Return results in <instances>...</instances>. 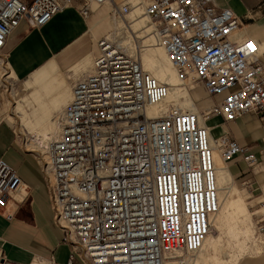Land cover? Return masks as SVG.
I'll return each instance as SVG.
<instances>
[{"label":"built area","instance_id":"obj_1","mask_svg":"<svg viewBox=\"0 0 264 264\" xmlns=\"http://www.w3.org/2000/svg\"><path fill=\"white\" fill-rule=\"evenodd\" d=\"M104 4L122 23L142 13L180 82L222 97L196 111L151 116L148 107L161 103L169 85L144 70L135 44L129 51L112 30L96 39L97 55L73 81L59 134L41 160L54 223L70 246L66 264H191L220 206L213 149L224 161L256 163L227 133L210 144L206 123L264 115L260 44L239 36V16L214 0H0L1 76L9 73L7 41L21 21L39 28L71 5L86 19ZM21 184L0 157V212L7 219ZM0 264L22 263L0 253Z\"/></svg>","mask_w":264,"mask_h":264},{"label":"crops","instance_id":"obj_2","mask_svg":"<svg viewBox=\"0 0 264 264\" xmlns=\"http://www.w3.org/2000/svg\"><path fill=\"white\" fill-rule=\"evenodd\" d=\"M214 3L217 7H229L239 16L243 30L238 35L256 39L262 51L260 59L264 63V0H214ZM89 17H81L77 8L71 5L39 28L21 21L7 41L8 77L14 80L27 77L25 82L31 83L36 73L42 77L44 64L51 59L55 60L50 61L49 66L59 63L71 71L67 78L78 70L89 71L93 56L98 52L96 38L111 28L109 7L102 5ZM56 81L58 89L60 86L69 88L62 78ZM58 95L59 90L51 97L54 108H57ZM193 96L200 99L197 92H193ZM221 97L222 94L215 95L200 107L205 108ZM194 105L198 109L197 104ZM207 123L211 138L227 133L238 144L248 147L255 156L256 163L252 167L239 158L228 163L225 161V167L230 180L231 177L234 179L235 185L232 186L237 189L247 209L251 203V206L262 207L254 211L249 209V213L263 212L264 115L250 111L231 122L212 117ZM0 157L22 179L20 191L9 201L6 209L12 213L11 218L7 219L5 213L0 212V253L6 259L22 264H66L70 246L62 241L63 232L54 223L42 161L33 152L19 146L14 125L4 119L0 120ZM242 241L244 251L246 239ZM227 261L226 258L218 259L215 264H264V250L254 255H242L232 263Z\"/></svg>","mask_w":264,"mask_h":264},{"label":"rangeland","instance_id":"obj_3","mask_svg":"<svg viewBox=\"0 0 264 264\" xmlns=\"http://www.w3.org/2000/svg\"><path fill=\"white\" fill-rule=\"evenodd\" d=\"M142 19L143 24L140 23V26H135L136 23L138 21L140 22ZM149 26L150 23L147 22L145 18H136L132 24L133 29H135V37L132 38V43L135 44L136 47H139L145 70L153 75L151 69L147 68L144 59V56L148 54V52L145 51V45H149L146 44V42L151 33L147 35V32H149L150 29L147 28V30L149 29L148 31H144L143 29ZM127 32L130 34L129 31ZM104 34H101L100 36ZM155 59L160 64H165L167 62L166 60L162 61L158 56H155ZM52 60L55 59L49 60L48 63ZM48 63L44 64V70L41 71L42 77L39 76L40 73L33 75L32 81L38 79L33 83L32 81L31 83L28 81L26 83L25 79L27 77L19 80L15 78L14 80L11 76L8 77V71L3 76L0 74V120L4 119L11 122L15 127L17 143L19 146L33 152L40 160L48 159V145L51 141L56 139L55 136L59 131L58 116L61 114L65 104L70 100L71 95H69V92L73 81L83 75L82 72L78 70L74 75L67 78V75L70 74L71 71L62 67L59 63H56L53 67L49 66ZM59 77L65 81L69 88L62 86H60L59 89L57 88L55 83H57L56 80ZM160 81L166 82L167 79H161ZM179 86L180 89L179 92L176 93V100L163 101L162 106L173 104L174 106L172 109L178 107L181 110V108L187 103V96L190 100L192 99L194 101L191 100L193 103L197 104L198 109L205 101H210V98L199 83L180 82ZM170 88H172L171 85ZM58 90L57 108H54L51 106V97L54 93H57ZM172 91L174 92L175 90ZM193 92L199 93L200 99L194 98ZM162 106L158 108L159 115L163 113L160 110ZM45 134H50L51 138L45 139ZM229 161L231 160H227L226 162L228 163ZM217 163L218 165H220V163L225 165V163L220 160ZM233 182L234 179L231 177V180L227 185L232 187V185H235ZM232 190L234 198H237L238 202H240L241 197L237 189L233 187ZM219 194L220 209L218 213L213 216L211 224V235H218V238L215 240V246L208 248L204 247L200 250V253L198 252L199 255L196 252L192 256L191 264H215L218 259L223 260L225 258L228 259V263H232L242 255H254L264 250V231L258 229L263 222L260 221L259 218L261 216L264 217V211L262 212V210H260L252 215L249 213V209L254 211L255 209H260L262 207L260 205L251 206V203L249 209H247L244 204L245 206L243 205L241 209L231 211V209H226L225 207L224 190L220 189ZM217 226H219V228H217ZM243 239H246V249L244 251V246L241 243L243 242ZM196 256L197 258H195ZM170 260L172 261V264H178L175 259Z\"/></svg>","mask_w":264,"mask_h":264},{"label":"bare ground","instance_id":"obj_4","mask_svg":"<svg viewBox=\"0 0 264 264\" xmlns=\"http://www.w3.org/2000/svg\"><path fill=\"white\" fill-rule=\"evenodd\" d=\"M104 5H107L109 7V19H110V22H111V29L110 30L114 31V33H116L119 36V40L122 41V43L125 44L128 49L130 48L129 51H132L133 50L132 38L135 37V29H133L132 24H133V22L135 21L136 18H138V17L145 18V17L142 14H139L138 16L134 17L133 19L129 20L128 23H125V22L122 23L121 21H117V20H115V19H113L111 17V15H110L111 6L109 4H104ZM96 8H98V7H96ZM96 8H94V9H96ZM94 9H93V11H94ZM140 23L143 24V19L140 20V22L138 21L135 26L139 25ZM129 27H130L131 31L129 30ZM147 28L150 29V26L146 27L143 30L144 31H148L149 29L147 30ZM127 31H129L130 34ZM148 34H149V32H147V35ZM155 41L156 40H154L153 35H150L148 37V41L146 42V44H149V45H145L146 46L145 47V51L148 52V54H146L144 56V59H145V62L147 64V68L151 69V71L153 73V76L155 78H157L158 80L167 79V81L165 83H167L169 85V92L167 93L165 98L161 101V103L155 104V105H152V106L148 107L147 112L151 116H158L159 115L158 114V108L162 106L163 101L176 100V97H177L176 93H178L179 89H180V86H179L180 80L178 79L174 68L171 66L170 62H168L167 56H166L165 51L163 50V48L161 46H159V44L157 42H155ZM96 54L93 56V58L96 56ZM155 56H158L162 61L166 60L167 62L165 64H160L155 59ZM139 57H140V61L142 63L141 53H140ZM142 66H143V63H142ZM143 68H144V66H143ZM155 69H156V71H155ZM89 70H90V68H89ZM144 70H145V68H144ZM170 85H171L172 88H170ZM172 90H175V91L173 92ZM70 95H71V93H70ZM186 95H187V93H186ZM173 106H174L173 104H171V105L167 104L165 106H162V108H160V110L163 113H167L169 110H171L173 108ZM192 109H194V110H192ZM172 110H177V111H187V110L196 111L198 109L195 107L194 103L187 96V103L185 104L184 107L181 108V110L178 107L176 109H172ZM208 129H209V127H208ZM58 134H59V131H58ZM58 134H56L55 138H57ZM209 135H210V133H209ZM44 138L45 139H47V138L49 139V138H51V135L50 134H45ZM209 138H210V144L213 145L211 135L209 136ZM53 141H51L50 143H52ZM49 146H50V144L48 145V148H49ZM47 154H48V152H47ZM213 158H214V164H215V168H216L215 175H216V183H217V188H218L217 194H218L219 204H220V194H219V192H220V189H223L224 190L225 207H226V209H231V211L235 210V209L236 210L237 209H241L242 206L244 205L243 201L241 199V201L238 202L237 198H234V196H233V190H232L233 186L231 187V186L227 185L228 182L230 181V177H229V174L227 172V169H226L225 165L221 164V163H220V165H218V163H217L219 160L224 162V163H225V161L221 158V156H220V154H219V152L217 151L216 148L213 149ZM219 209H220V206H219ZM218 211L216 213H214L213 215H211V217H210V223L211 224H212L213 216L216 215L218 213ZM211 228L208 231L207 235L205 236V238L203 240V243H202V246L197 251V253L200 250H202L204 247L208 248V247H214L215 246V240L218 238V235L216 234V235L212 236L211 235V232H212ZM217 228H219V226H217ZM163 264H172V261L170 259H166L163 262Z\"/></svg>","mask_w":264,"mask_h":264},{"label":"snow or ice","instance_id":"obj_5","mask_svg":"<svg viewBox=\"0 0 264 264\" xmlns=\"http://www.w3.org/2000/svg\"><path fill=\"white\" fill-rule=\"evenodd\" d=\"M249 47L251 48V45H249Z\"/></svg>","mask_w":264,"mask_h":264}]
</instances>
